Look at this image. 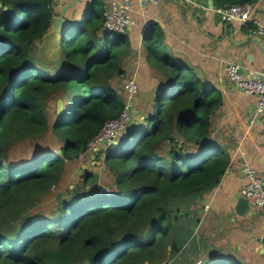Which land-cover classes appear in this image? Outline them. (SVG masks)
I'll use <instances>...</instances> for the list:
<instances>
[{
    "label": "trees",
    "instance_id": "trees-1",
    "mask_svg": "<svg viewBox=\"0 0 264 264\" xmlns=\"http://www.w3.org/2000/svg\"><path fill=\"white\" fill-rule=\"evenodd\" d=\"M255 1L216 0V6ZM52 4L0 0V264H198L204 242L192 230L198 204L220 183L232 147L212 131L221 96L188 65L160 55L159 28L149 29L146 51L164 62L167 86L104 157L117 190L85 196L79 188L58 201L56 214L32 212L67 163L85 155L88 142L124 108L111 79L122 77L127 36L104 27L102 5L89 7L63 36L59 69L34 45L50 26ZM49 128L60 142L56 151L39 146L30 159L7 162L16 143L40 139ZM205 261L247 264L214 250Z\"/></svg>",
    "mask_w": 264,
    "mask_h": 264
},
{
    "label": "crops",
    "instance_id": "crops-1",
    "mask_svg": "<svg viewBox=\"0 0 264 264\" xmlns=\"http://www.w3.org/2000/svg\"><path fill=\"white\" fill-rule=\"evenodd\" d=\"M108 4L109 0H53V15L66 8L64 18L72 24L89 7L102 5L107 10ZM216 5V0H160L157 5L142 8L132 0L130 12L134 22L122 33L127 36L125 46L129 52L120 67L122 77H134L141 93L145 92L135 104L137 108L144 103L152 105L153 97L165 82L164 62L143 53L142 44L147 45L151 27L159 28L165 55L188 65L221 96L222 105L213 117L212 131L232 147V156L218 186L198 204L195 232L204 238L200 256L205 259L214 250L215 254L233 253L247 264H264V251L258 248L264 231V208L251 206L245 220L238 218L232 222L233 213L227 217L235 205V194L242 191L246 182L242 167L255 169L264 180V117L250 122L257 96L246 95L231 85L226 73L230 62L238 63L247 78L264 72V35L258 34L251 22H222L214 12ZM255 7L256 17L263 20L264 0H257ZM137 108L131 109L132 117L138 113L141 116ZM89 156L93 161L98 155Z\"/></svg>",
    "mask_w": 264,
    "mask_h": 264
},
{
    "label": "built area",
    "instance_id": "built-area-1",
    "mask_svg": "<svg viewBox=\"0 0 264 264\" xmlns=\"http://www.w3.org/2000/svg\"><path fill=\"white\" fill-rule=\"evenodd\" d=\"M140 7L148 4L157 5L160 0H135ZM257 1V0H256ZM255 2L224 4L214 7V12L222 22L237 21L241 24L251 22L256 26V31L264 35V19L255 15ZM132 0H109L108 9L104 13V27L115 33H122L134 21L130 12ZM240 65L235 62L228 63L226 67L227 80L234 87L246 95H256L257 104L250 111L249 120L264 117V72L257 73L252 78H247L240 72ZM124 93V108L118 117L104 123L97 135L87 145L88 151H93L104 145V140L109 144L117 139V135L125 130L131 120V103L136 99L139 87L134 77H125L121 82ZM242 173L246 179L241 193L248 203L255 208H264V180L255 169L244 166ZM258 248L264 249V231L259 237ZM199 264H203L200 262Z\"/></svg>",
    "mask_w": 264,
    "mask_h": 264
},
{
    "label": "rangeland",
    "instance_id": "rangeland-1",
    "mask_svg": "<svg viewBox=\"0 0 264 264\" xmlns=\"http://www.w3.org/2000/svg\"><path fill=\"white\" fill-rule=\"evenodd\" d=\"M142 46H143L142 47L143 53H145L148 56L146 52L145 42H143ZM64 49L66 50V46L64 47ZM37 53H39L38 48H37ZM165 54L166 53H161L160 55H165ZM122 78L124 77L115 76L111 79V85H113V88L117 91V93H120V94H122V86H121ZM166 83L167 82L163 84V87L167 86ZM177 84L178 83L176 82L175 87L177 86ZM216 93L217 92H215V94ZM142 95H145V92L141 93L140 88H139L136 101L134 100L135 103L134 101L131 103V107L133 109L134 108L136 109L137 106L135 104L138 101L143 99ZM144 104L145 105H142V107L137 108V109H140L139 111L142 113L143 111L147 110L146 107L148 104L146 103ZM55 109H56L55 105L51 103L49 106L50 124L55 118ZM134 118L138 119V121H141L143 119V117L141 118L139 116V113L136 115H133L131 120H134ZM220 134L223 135V132L221 131ZM59 143L60 142L56 138L54 132L49 128L47 133L44 136H42L40 139H37V140L27 139L21 142L19 141V143H16L12 147L9 153L7 162L15 163V161H18V160L30 159L39 146L49 147L53 151H56L59 147L58 146ZM107 147H108V144L102 146L103 150L108 152L109 150L108 149L106 150ZM190 149L192 150L193 147H191ZM93 161H95V163H93ZM93 161L91 160L89 154H86V155H82L76 161L67 163L66 170L64 174L62 175L60 182L57 184V186H54L52 189H50L49 193L45 195L42 198V200L37 204V206H35L32 209V212L34 214H42L46 216L50 215L51 213L56 214V212H58V210L56 209L58 201L61 198L69 199L73 193L78 192L79 188H81L80 190L83 192L82 194L85 196H91L95 194L96 195L98 194L110 195L115 190H117L115 186V175L110 170V168H108L107 164L104 162V156H97L96 159ZM96 162H99V163H96ZM83 165H85L86 168H83L82 167ZM84 176H87V178L90 179L89 182L85 181ZM196 231H197V227H196ZM203 240L201 241V243L203 242ZM199 259L197 260L198 264L202 260L204 261L203 255H201ZM174 261H175L174 259H169V260L165 259L163 263L161 264H171ZM251 263L253 264V262ZM203 264H207V262L205 261L203 262Z\"/></svg>",
    "mask_w": 264,
    "mask_h": 264
},
{
    "label": "water",
    "instance_id": "water-1",
    "mask_svg": "<svg viewBox=\"0 0 264 264\" xmlns=\"http://www.w3.org/2000/svg\"><path fill=\"white\" fill-rule=\"evenodd\" d=\"M65 10L66 8H64L59 13L56 12L54 15H52L49 28L46 30V32L42 34L40 38H38L34 42V45L38 48V52L40 54H44L47 60L53 62L55 67L59 69L62 68V64H63L61 59L62 47L66 41V39L63 38V36L65 33H67L69 27L71 26V22L67 18H64ZM159 90L160 88L157 90V92ZM63 106H64L63 100L61 97H59L57 100L58 113L62 112ZM140 117L142 118V116ZM136 121H138V119ZM121 139L122 136H120L118 139L114 140L113 142L109 143L106 150L108 149L110 151V149L116 147V145ZM102 151L103 148H101L99 151H94L92 153V157L95 158V156ZM109 151L108 152L106 151V153H109ZM82 167L86 168L85 165H83ZM234 197H235V205L233 209L227 213V217H231L233 213L235 217H232L231 220L232 222L236 221L238 218L241 220L248 219L251 205L243 197L241 192L236 193ZM192 230L195 231L196 227H192ZM262 250L264 251V249Z\"/></svg>",
    "mask_w": 264,
    "mask_h": 264
},
{
    "label": "clouds",
    "instance_id": "clouds-1",
    "mask_svg": "<svg viewBox=\"0 0 264 264\" xmlns=\"http://www.w3.org/2000/svg\"><path fill=\"white\" fill-rule=\"evenodd\" d=\"M106 11H107V10H105V12H106ZM122 33H123V32H122ZM122 79H123V78H122ZM122 79H121V82H122ZM122 94H123V96H124L123 91H122ZM131 108H132V107H131ZM131 118H132V116H131ZM130 122H131V120H130ZM129 124H130V123H129ZM93 138H94V137H93ZM93 138H92V139H93ZM118 138H119V136L117 137V139H118ZM115 140H116V139H115ZM88 143H89V142H88ZM106 144H107L106 141H104V145H106ZM104 145H103V146H104ZM101 148H102V147H100V148H96V149H94L93 151H88V147H87L86 154H89V155H90V154H92L94 151H99ZM114 148H115V147H114ZM114 148H113V149H114ZM110 151H111V150H110ZM110 151H109V152H110ZM102 153H105V154H102ZM86 154H85V155H86ZM107 154H108V153H107ZM97 155H98V156L100 155V156H104V157H105V156H106V151L103 150L102 152H99V154H97Z\"/></svg>",
    "mask_w": 264,
    "mask_h": 264
},
{
    "label": "bare ground",
    "instance_id": "bare-ground-1",
    "mask_svg": "<svg viewBox=\"0 0 264 264\" xmlns=\"http://www.w3.org/2000/svg\"><path fill=\"white\" fill-rule=\"evenodd\" d=\"M40 232H42V231L40 230Z\"/></svg>",
    "mask_w": 264,
    "mask_h": 264
}]
</instances>
